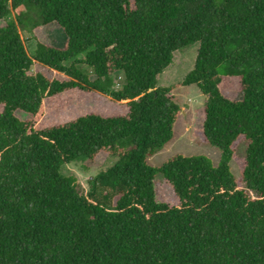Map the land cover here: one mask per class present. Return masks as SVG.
<instances>
[{
    "label": "trees",
    "instance_id": "1",
    "mask_svg": "<svg viewBox=\"0 0 264 264\" xmlns=\"http://www.w3.org/2000/svg\"><path fill=\"white\" fill-rule=\"evenodd\" d=\"M50 25L62 43L34 38L28 55L19 30ZM193 43L182 81L157 87ZM188 85L205 97L192 135L220 161L148 166L180 112L171 92ZM71 91L126 112L42 126L45 106ZM100 155L115 161L85 192L61 171ZM156 174L174 204L156 201ZM0 264H264V0H0Z\"/></svg>",
    "mask_w": 264,
    "mask_h": 264
},
{
    "label": "rangeland",
    "instance_id": "2",
    "mask_svg": "<svg viewBox=\"0 0 264 264\" xmlns=\"http://www.w3.org/2000/svg\"><path fill=\"white\" fill-rule=\"evenodd\" d=\"M20 37L24 43L28 55L32 54L35 40L48 41L54 45H60L63 41L61 32L53 25L39 27L32 34L19 30ZM236 49L234 43L228 46V51L233 52ZM197 51V43L188 45L187 47L174 51L172 53L171 62L156 76L157 87H171L182 81L184 75L192 68ZM248 69L233 71L231 76L233 79L244 77ZM217 73L226 75L230 73L229 66L220 65L217 68ZM114 87L120 84V77L117 75L114 80ZM174 102L180 108V112L172 127L171 139L160 147L154 154L147 157L145 162L148 166L158 167L169 158L176 155L183 156H198L207 159L213 166H216L220 161V153L213 146L199 143L192 131L199 127L201 121V112L205 97L200 93L194 85L178 86L171 92ZM229 99H237L238 95L232 93H224ZM60 107L55 109L54 106H45L44 115L40 124L42 126H50L61 123L66 120L73 119L79 115L90 112H102L103 109L114 111L110 114H122L126 112L124 103L107 106L109 101L107 97H99L96 94H86L79 91H71L60 96ZM116 106V107H114ZM23 117V116H22ZM236 144L235 156L243 155V144ZM124 149L129 148L125 143L122 144ZM115 161L114 157L106 155L98 156L93 164L88 168H84L80 162H72L62 166L63 174H72L79 188L85 192L88 189V181L94 177L99 171L112 165ZM228 173L231 177L237 178L238 172L235 164L232 161L228 162ZM161 176L156 174L154 177L156 201H166L174 204V200L169 188L162 182Z\"/></svg>",
    "mask_w": 264,
    "mask_h": 264
}]
</instances>
